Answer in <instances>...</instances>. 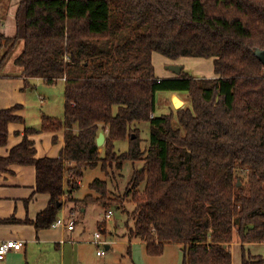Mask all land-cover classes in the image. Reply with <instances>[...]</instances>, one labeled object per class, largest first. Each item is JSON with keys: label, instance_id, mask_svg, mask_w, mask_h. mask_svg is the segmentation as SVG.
Here are the masks:
<instances>
[{"label": "trees", "instance_id": "trees-1", "mask_svg": "<svg viewBox=\"0 0 264 264\" xmlns=\"http://www.w3.org/2000/svg\"><path fill=\"white\" fill-rule=\"evenodd\" d=\"M0 38L8 46L0 72L22 41L14 63L23 88L34 78L64 84L63 116L42 115L38 127L25 126L22 140L0 156V173L12 164L34 165V192L49 195L29 220L36 229L58 217L64 182L71 195L84 171L99 167L106 178L93 179L92 192L80 201L105 211L132 204V224L120 235L143 241L150 255L176 243L182 264H231L234 235L242 248L264 242V64L258 57L264 0H20L15 34ZM153 52L212 58L215 76L182 67L159 78ZM161 90L184 91L190 104L177 102L169 113L155 115ZM20 108L0 109V146L7 143L8 124L24 122ZM142 122L149 124L146 147ZM43 131L64 132L58 156L35 157L29 135ZM101 131L105 142L99 146ZM126 139L127 149L116 155V142ZM125 161H141L143 168L132 171L119 195L108 177ZM99 223L106 235L105 222ZM241 264H264V256L243 250Z\"/></svg>", "mask_w": 264, "mask_h": 264}, {"label": "crops", "instance_id": "crops-1", "mask_svg": "<svg viewBox=\"0 0 264 264\" xmlns=\"http://www.w3.org/2000/svg\"><path fill=\"white\" fill-rule=\"evenodd\" d=\"M11 1L12 0H4L1 2L0 6V34L8 37L15 34V12L18 4L17 3L15 6L16 0H14V5L10 10L9 5H11ZM2 46L3 44L0 41V47ZM181 58H186L190 62L195 63L203 61L200 59L202 57H179L173 60L168 59L167 64H179L186 69L189 68L185 66L186 62ZM12 61L14 62V59H12ZM172 75L173 74L170 72H165L161 76H156L160 78L169 77ZM212 76H215L214 70L213 73L207 72L205 74V77ZM23 78L22 70L17 65L11 71L0 75V109L10 107L14 104H21V108L17 111V114L24 118V122H10L8 124L9 133L7 143L0 146V156L8 155L9 150L22 140L25 126L38 127L41 122V117L44 115V113H40L38 110H40L39 108L41 100L43 99V102H47V97L38 94V92L34 93L32 91L37 84L40 86L43 83H47H45L41 78H34L31 79L32 87L23 88ZM26 91H28L29 94H27ZM29 100L37 110V114L32 115L31 119H28L29 113H27L28 108H26L28 107ZM42 106H44V103ZM62 110L63 116L64 97L62 100ZM29 138L33 141V146L36 150L35 157H56L64 147L63 131H43L31 134L29 135ZM34 187V165L12 164L9 166L8 171L0 173V242L7 239L21 240L23 242V245L20 249H12L5 255L3 259H0V264L75 263L74 260L76 256L80 258V244L84 242L82 239V234L77 235L75 233L77 230V221L80 219L83 221V215L87 211L88 205L84 204L77 207L78 209L76 211L75 226L73 229H68L66 226L36 229L34 225L29 222V220H33L37 214L47 206L49 195L43 192H34ZM64 190L65 196L67 194L65 182ZM73 193L74 192H72L70 196H73ZM62 205L63 206H61L59 209L57 216H65V210L71 208L70 205H67V202H63ZM9 218H14V220H6ZM83 227L85 226L83 225ZM115 231L112 236L118 237L120 234H122H118ZM91 240L93 241L92 238H90V242ZM104 240L106 241L104 245L105 250L111 249V244L113 242L107 241L105 238ZM126 242L128 245L127 253L132 264H182L183 250L179 244H165H174L178 247L174 253L175 260H172V262L169 263L168 261H165V259H167V255L165 254L164 250L160 255H148L146 252L148 257H145V243L143 241H123L125 244ZM97 255L103 257L106 255V252ZM38 256L39 258H37ZM41 256L42 258H40ZM111 257L113 256L109 254L104 259L100 260L99 264H114L111 261ZM79 264H83V262L81 263V261H79Z\"/></svg>", "mask_w": 264, "mask_h": 264}, {"label": "rangeland", "instance_id": "rangeland-1", "mask_svg": "<svg viewBox=\"0 0 264 264\" xmlns=\"http://www.w3.org/2000/svg\"><path fill=\"white\" fill-rule=\"evenodd\" d=\"M13 1H11V5H9L10 10L13 7ZM19 0H16L15 6L18 3ZM8 8V7H7ZM1 43L3 44L2 47H0V57L6 52L8 47L5 44V41L0 38ZM22 41H19L16 43L13 50L7 55V58L2 66L0 74H4L6 72L11 71L13 68H15V64L12 61L14 57H16L22 50ZM169 58L161 55L160 53L154 52L152 57V62L155 67V75L161 76L165 72H170L174 75H176L173 71L167 69V61ZM186 62L185 66L189 67L187 68L190 73L194 74L195 76H205L207 72L213 73V61L212 58H200L203 61H200L199 63L190 62L186 58H181ZM193 59V58H192ZM173 60V59H171ZM166 67V68H165ZM204 73V74H203ZM36 89V91H35ZM34 93L38 92V94L46 96L47 102H43V99L40 102V113H44L46 115H52L56 117L62 116V100H63V81L59 80L57 83L52 85L47 84H37L33 91ZM27 94L28 91H26ZM182 103L183 105L190 104L189 99L187 97V94L184 91H157L156 93V105H155V115L165 114L169 113L170 110L173 108V106L176 107V103ZM44 103V106L42 104ZM27 113L28 119H31L32 115L37 114L36 108L31 104L29 100ZM33 123V122H31ZM138 127L140 128V136L142 138V147H146V143L148 142V136H149V124L148 122H142L138 124ZM102 132V131H101ZM128 145V139L126 140H119L116 142V146L114 148L116 155L120 154L121 151H124L127 149ZM114 165V164H113ZM139 167L142 169V162H131V161H125L123 164V167L118 169H109L110 173L112 172V176H109L108 178L112 179L110 181V188L113 189V191L119 195H122L125 190L127 189V184L130 179V175L132 171ZM239 176H242L243 182L245 183L246 180L244 178V175L241 174L240 171L237 172ZM105 179L106 175L105 173L99 168H88L84 171L83 176L80 180L77 182L79 183V188L77 190L73 191V196H70L69 194L65 195L63 197L62 202H67V205H70V209L65 210V215L68 216L69 214L73 213V219L76 218V211L77 207L80 205H84L85 203L81 202L80 199L89 192H92L89 189V183L95 179ZM240 184V183H239ZM76 197V198H75ZM85 205H88L87 211L83 215V221L80 219L77 221V227H76V234H82V239L84 240L83 243L80 244V258L76 256L75 263L72 264H79V261L83 264H99L100 260L104 259L106 256L111 254L113 257H111V261L114 264H132V262L129 259V255L127 253V242L126 244L123 243L124 240H127L125 236L119 235L112 236L115 229L118 234L125 233L126 230V223L129 225L132 224V221L127 217L128 212L132 210L133 205L130 204L128 201H125V204L122 205L119 209H117L115 206H110L108 209H112L113 213L111 214L110 218H104L105 209L102 205L98 203H87ZM63 206V205H62ZM80 213V211H79ZM60 214V213H59ZM100 219V220H99ZM130 221H129V220ZM98 220V221H97ZM100 221H104L106 224V235L104 236L102 234V238L106 239L107 241H112L111 249L105 250V246L101 245L100 248L97 247V245L91 240L93 239V233L98 229V224H100ZM125 224V225H124ZM83 225L85 227H83ZM81 228V229H80ZM84 228V229H82ZM80 229V230H79ZM118 229V230H117ZM117 235V234H116ZM81 241V240H80ZM133 241H139V240H133ZM177 246L172 245H165L163 250L165 254L167 255V259L165 261H168L169 263L172 262V260H175L174 253L175 250H177ZM99 249H103L106 252V255L98 256L96 254V251ZM230 250L232 254L231 264H241L242 254L243 250L245 253L254 256L259 257L261 255L264 256V242H252V243H245L242 245L240 241L237 239L236 235H234V238L232 240V243H230ZM145 257L147 256L146 250L144 247ZM38 255V254H37ZM150 255V254H148ZM43 256V255H42ZM42 256L40 258H42ZM148 257V256H147ZM39 258V256L37 257ZM251 260V257L248 258Z\"/></svg>", "mask_w": 264, "mask_h": 264}, {"label": "built area", "instance_id": "built-area-1", "mask_svg": "<svg viewBox=\"0 0 264 264\" xmlns=\"http://www.w3.org/2000/svg\"><path fill=\"white\" fill-rule=\"evenodd\" d=\"M113 213L112 209H107L104 213V218H110ZM66 226L68 229H73L75 226V220L73 219V213L68 216H58L50 225L51 228ZM93 242L100 248L101 245H105L106 241L102 238V234L99 230L94 232ZM23 245L21 240L7 239L0 242V259H3L5 255L12 249H20ZM103 249L97 250V254H103Z\"/></svg>", "mask_w": 264, "mask_h": 264}, {"label": "water", "instance_id": "water-1", "mask_svg": "<svg viewBox=\"0 0 264 264\" xmlns=\"http://www.w3.org/2000/svg\"><path fill=\"white\" fill-rule=\"evenodd\" d=\"M258 57L259 59L263 62L264 64V50H260L258 52ZM167 69L173 71L176 75L180 73L182 66L179 64H168ZM135 135L132 134V137H134ZM105 142V134L104 132H99L97 138H96V143L97 145L101 146L103 143ZM240 183V181H238V184Z\"/></svg>", "mask_w": 264, "mask_h": 264}]
</instances>
